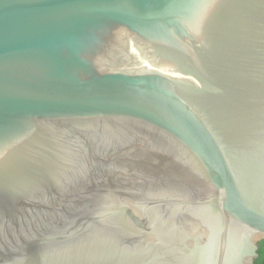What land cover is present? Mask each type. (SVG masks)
Here are the masks:
<instances>
[{
	"label": "water",
	"instance_id": "obj_1",
	"mask_svg": "<svg viewBox=\"0 0 264 264\" xmlns=\"http://www.w3.org/2000/svg\"><path fill=\"white\" fill-rule=\"evenodd\" d=\"M264 0H0V264H253Z\"/></svg>",
	"mask_w": 264,
	"mask_h": 264
},
{
	"label": "trees",
	"instance_id": "obj_2",
	"mask_svg": "<svg viewBox=\"0 0 264 264\" xmlns=\"http://www.w3.org/2000/svg\"><path fill=\"white\" fill-rule=\"evenodd\" d=\"M257 255L253 264H264V240L258 243Z\"/></svg>",
	"mask_w": 264,
	"mask_h": 264
}]
</instances>
